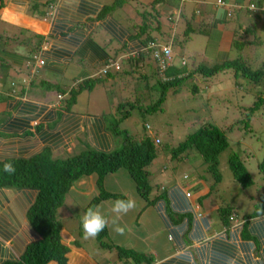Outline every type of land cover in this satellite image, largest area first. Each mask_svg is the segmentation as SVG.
<instances>
[{
	"label": "trees",
	"instance_id": "1",
	"mask_svg": "<svg viewBox=\"0 0 264 264\" xmlns=\"http://www.w3.org/2000/svg\"><path fill=\"white\" fill-rule=\"evenodd\" d=\"M135 2L137 0H114L109 6L104 5L98 9L94 22L103 20L114 10ZM182 2V0H149L146 10H141L138 16L139 23H132L130 30L128 29L129 33H132L131 38L126 36L129 42H133V40L138 42V46L134 48L138 51L137 57L125 60L121 64L123 66L120 65L119 71L111 68L105 77L97 74L94 79L82 82L76 89H71L69 92L59 91L60 94L66 93L68 96L65 109L69 110L75 105L76 98L80 93L90 92L97 85L103 84V78L111 80L117 78L118 83L129 84L128 79L140 76L139 83L142 81L140 84L143 85L144 82L145 88L142 87L147 90V93L144 95L139 93L138 98L134 101H130V97H123L121 101L124 103L119 105V113L116 119L113 118L108 124L110 132L116 136L120 133L118 130L119 122L129 119V110L134 109L133 105L137 103L138 99L142 100L143 103L147 101L144 96L149 94V91L157 92L158 89L160 90V97L156 102L147 106V110L153 113L161 108L170 90L178 89L192 76L201 75L202 78L210 79L226 70H235L236 76L240 75L243 79L251 81V84L258 89L253 106L247 110V121L256 112L260 111L264 106V63H262L261 68L252 71L249 68V62L242 57V47L261 44L259 33L255 34L250 43L243 39L233 41L232 49L234 54H237L235 55L236 59L227 60L211 67L204 66L202 63L190 72L186 70L187 62L177 66L173 65L171 61V64L163 71L158 68L153 58V51L159 49V46L170 47V40L174 36L180 35L183 38V43L179 44L174 41L175 43L172 46L178 49L177 54L179 57H184L183 48L185 43L189 41V37L204 33L201 31L202 29L194 30L189 20L184 24L185 27L181 34L172 35L171 33L162 32L159 34L158 39L159 23L161 24L162 20L156 9L165 5L179 10L180 6H183ZM249 3L254 5L258 11L252 13L247 7L242 11L245 15L244 21H246L247 27L242 33L245 36L250 29L254 30L257 25L264 26V0H249ZM263 30L264 27L259 28L258 31L263 33ZM35 38L36 42L31 47L33 48L32 52L29 53L31 60L28 59L29 62L26 63H30L28 67L31 65L33 69L37 67V60H42L37 53L44 41L41 37ZM150 43L157 44L156 48L146 49ZM124 44L125 46L120 48V51H116L117 54L113 58H109V61H117L118 58L116 57L124 49H127V43ZM54 46L58 52L73 53L71 46L60 42H56ZM103 50L105 49L103 48ZM126 52V54L129 53V51ZM146 61H150L152 65L148 64L151 67L150 73L144 74L142 69L145 68ZM104 67H107V61L101 63L98 69ZM149 79L154 80L151 83L152 85H149ZM11 86H14V84H11ZM196 90V86H193L192 92L195 93ZM17 124L21 127L25 125L24 122ZM10 127L7 126V128ZM13 128L17 129L18 127L14 125ZM159 144L160 140L153 139L147 134H144L142 138L133 139L125 133L121 147L111 152H99L87 148L86 151H82L80 154L64 155L68 157L53 159L50 151L46 149L40 154L27 159H6L2 161L0 163V209H6L7 219L13 225L14 234L17 233V229L20 228L22 222L25 221L29 237H33V240L28 243L22 236H18V258L1 264H68L69 259L66 256L70 250L69 246L63 241H67L64 236L68 235L69 238V234L56 218L58 216L57 211L64 207L72 185L80 179L92 175L97 176L98 195L83 209L85 213L90 208L95 210L104 201L127 200L123 195L105 191L103 187L105 178L120 169H124L134 182L137 195L166 222L165 224L162 223L165 230L170 234L168 241L171 242V245L183 248L192 245L196 240L204 247L201 258H206V262L200 261V258L188 262V258L180 255L178 258L176 256L172 263L162 264H264V235L252 237L257 231L264 233V203L259 204V206L255 204L253 213L243 216L237 223L236 216L233 217L232 214L234 213L232 206L221 207V205L218 206V203L209 200L212 198L214 185L208 189L204 196H197L192 199V196H194L193 191H191L192 183L197 181L199 186L202 183L205 184L204 177L198 176L195 171L192 173L191 170V173L188 176L186 175L187 177L184 176V181L180 183L174 174L176 170H173V174L168 173L170 166L168 164L165 183L153 184L149 180V167L159 156V153H164L165 160L168 159L169 162L177 161L175 163L177 165L183 162H191L197 165L200 162L205 166V173L211 175L214 179V184L221 183L222 177L218 170L219 156L229 146L224 132L214 125L205 124L187 135L184 141L169 151L157 150L156 146ZM6 163H11L15 167L14 173L4 171ZM184 165L186 164L184 163ZM228 166L240 188L246 189L253 185L251 176L237 155L234 154L228 158ZM189 168L191 169V165H186V169L189 170ZM257 168L258 172L264 177V158L258 163ZM205 200L208 201L209 206L204 208L203 202ZM209 209L214 211L216 226L220 228L217 230L218 232H211L209 229L214 226V221L206 219L205 212ZM169 226L170 229H168ZM206 230L212 236H206L204 234ZM253 232H255L253 235L249 234ZM236 235L240 236L241 239H238ZM80 240L81 238L77 234L69 244L76 249L85 251L81 247ZM95 240L99 249L115 255L114 264H152L154 262L152 257H146L144 254L113 245L107 227ZM256 257H258V260H254Z\"/></svg>",
	"mask_w": 264,
	"mask_h": 264
},
{
	"label": "crops",
	"instance_id": "2",
	"mask_svg": "<svg viewBox=\"0 0 264 264\" xmlns=\"http://www.w3.org/2000/svg\"><path fill=\"white\" fill-rule=\"evenodd\" d=\"M110 1L0 0V163L6 159H27L46 149L50 151L53 159L60 157L61 154L63 156L80 154L81 150L85 151L82 145L85 140L88 142L86 147L92 150L99 152L114 150L115 136L110 132L108 128L110 122L106 119L109 114L107 112L91 114L87 108L89 105L96 106L97 102L94 98L100 85L90 92L80 93L75 105L69 110L65 109L67 94L59 92H69L74 84L77 87L86 80L94 79L99 71V65L113 58L117 54L116 51H120V48L125 46L124 43H127V49L116 57L118 59L125 58L126 51H131L138 46L136 40L133 42L127 40V37L131 38L132 35L128 29L130 30L132 23H139L138 16L141 10H146L149 0H142L143 3L137 0L135 3L139 2L138 4H126L114 10L103 20L94 22L98 9L104 5L109 6ZM217 1L184 0L179 10L170 6H159L156 10L163 25L162 22L159 23L158 39L162 32L172 35H179L183 32L185 25L181 32H176L177 25L170 23L168 18H180L185 20L184 24L190 20L194 30L202 29L201 31L204 32L194 36L206 38L204 50L199 53L201 63L211 67L231 60L233 41L241 40L243 30L247 29L246 21H244L245 15L242 11L250 3L249 0H221L224 4L221 6L217 5ZM35 37H41L44 40L37 53L44 61V66L33 69L31 65L28 67L30 63H26L31 60L29 53L32 52L31 47L36 42ZM189 38L187 43L184 42L183 55L192 37ZM248 39L251 41L252 37ZM174 41L181 44L183 38L179 35L170 40L171 46L168 47L172 51V61L174 54L178 51L172 46ZM56 42L71 46L73 53L58 52L54 46ZM244 48L242 47V50L246 53L248 48L254 49L256 45H247ZM180 59L182 64L186 62L184 57ZM148 62L152 65L150 61ZM172 64L176 65L175 62ZM150 71L151 67L148 64L142 69L144 74ZM103 81L102 83L110 82L113 86L118 84L117 78L113 80L103 78ZM120 87L129 92L127 83H119L118 88ZM121 100H123V95ZM81 102L86 108L77 111V108L82 107ZM21 122L25 123L24 127L17 124ZM8 125L11 127L7 128ZM14 125L18 128L14 129ZM80 136L84 138V141L80 139ZM152 138L159 140L158 137ZM74 147H77L78 152H75ZM168 164L162 166L152 164L149 167V169L152 167L151 170L148 169L151 183H165ZM116 173L105 178L104 189L106 180ZM96 180L97 176L92 175L75 182L69 191V196H71L69 202L72 203L74 199L75 203L77 200L82 209H85L89 202L98 195ZM73 187H77L78 190L72 193ZM191 189L194 193L192 199L204 196L208 192V187L204 183L199 186L197 181L192 183ZM135 194L133 198H129L127 194L126 197L124 196L127 200H134L137 205L127 214L113 212L115 202L112 200L104 201L99 205V211L108 219L107 229L113 245L152 257L154 259L152 264L172 263L173 259L180 255L188 258V262H193L198 258L206 262V258H201L204 247L196 240L192 245L183 248L173 244L168 245L170 234L163 225L166 222L146 202L142 203L137 199L139 196L136 191ZM80 199L83 200L82 204ZM204 202L203 207L205 208ZM65 204L66 200L64 206ZM205 214L207 220L214 221V226L209 228L210 231L218 232L220 228L216 226L213 209L207 210ZM7 215L5 208L0 209V264L18 258V236H22L28 243L33 240V237H29L25 221L14 234L13 225L7 219ZM129 215L133 217L135 224L133 226L126 223ZM117 228H123V234L116 231ZM64 229L69 234V238L66 235L67 241H63L70 250L66 256L69 259L68 264H99L85 249L83 251L70 245L69 242L74 240V235L68 232L66 227ZM255 232L249 234L253 235ZM204 234L212 236L209 235L208 230ZM262 235H264L263 232L257 231L252 237ZM236 236L241 239L240 236ZM66 237L64 236V239ZM115 258L112 254L110 259L112 263ZM254 260H258V257Z\"/></svg>",
	"mask_w": 264,
	"mask_h": 264
},
{
	"label": "rangeland",
	"instance_id": "3",
	"mask_svg": "<svg viewBox=\"0 0 264 264\" xmlns=\"http://www.w3.org/2000/svg\"><path fill=\"white\" fill-rule=\"evenodd\" d=\"M112 1L108 4H111ZM141 2L143 3L142 0ZM186 6L188 7L189 5ZM168 20L170 23H177L175 30L176 32H181L184 25L182 19H171L170 17ZM262 27L264 26L257 25L254 28L255 31L250 29L246 36L242 35V39L250 43L251 41L248 38H254L255 32L257 33L258 29ZM259 34H261V39L264 40V30L263 33ZM205 43V37L192 36L191 41L185 47L184 58L187 62L186 70L188 72L193 71L196 66L202 64L199 53L204 50ZM251 50L248 48L246 53L243 50L242 57L249 62V68L252 71H256L264 63V47L261 44H257L256 48ZM235 55L237 54H234V51H232L231 59H236ZM173 58L172 63L175 62L177 66L181 64V59L177 53L174 54ZM146 64L150 63L146 61ZM234 72L235 70H226L223 73H218L211 79L202 78L201 75L192 76L178 89L170 90L161 108L153 113L147 110V106L156 102L160 97V90L158 89L157 92L149 91V94L144 96V99H147V101L143 103L142 100L138 99L137 103L133 105L134 109L129 110V119L119 122L118 130L120 133L115 136L114 144L116 147L114 150H118L121 147V142L125 133H127L133 139L142 138L144 134L150 137H158L160 144L156 148L165 152L176 147L184 141L187 135L193 133L202 125H214L224 132L229 145L219 156L218 170L222 177L221 183L214 184V179L211 175L205 173V166L200 162L197 165L191 162H183L177 165L175 164L177 161L169 162L167 159L166 162L165 154L159 153L160 158H157L153 164L155 166H162L169 163L168 173L173 174V170H176L174 174L180 183L184 181V176H188L191 173V170L192 173L195 171L198 176L204 177V182L208 189L212 185L215 186L212 198L209 200L218 203V206L221 205V207L232 206L234 211L232 213L233 217L236 216V220L239 221L243 216L253 213L255 204L259 206V204L264 203V177L258 172L257 168L258 163L264 158V106L247 121V110L253 106L258 89L251 84V81L243 79L240 75L236 76ZM139 79L140 76L128 79L129 84H127V88L129 92L123 90L122 87L118 88L119 83H116L114 86L110 82L100 84L94 98L97 104L95 107L93 105L87 107L89 113L97 114L98 112H102L105 114L107 112L109 114L108 117L106 116L107 122L112 121L110 120L111 117L116 119L119 113L118 107L124 103L121 101L122 95L125 98L130 97V101H134L138 98L139 93L142 95L147 93V90L143 89V87L145 88L144 82L143 85L140 84L142 81L139 83ZM152 82L154 80L149 79V85H152ZM193 86L197 88L195 93L192 92ZM81 105L82 107L77 108V111L86 108L83 102H81ZM80 139L84 141L82 136H80ZM87 143V140H85V143L83 142L82 144L85 151L87 150ZM73 149H75V152H78L77 147ZM234 154L238 156L251 176L253 185L249 188H240L229 169L228 158ZM59 156L56 159L68 157L63 156V154ZM184 163L191 165V169H186ZM196 168L197 170H195ZM151 169L152 167L149 170ZM77 190V187H73L71 192L73 193ZM104 190L123 196L127 194L129 198H133L136 195L134 182L124 169H120L116 175L109 176ZM70 197L67 196L65 206L57 211L58 216L56 218L74 237L78 234V237L81 238L79 241L81 247L89 252L92 259L96 260L99 264H109L112 261L110 260L112 254L99 249L95 238H83L82 221L85 212L77 200L75 203L74 199L72 200L74 204L69 202ZM137 199L144 203L139 197ZM82 202L83 200L80 199L81 204ZM208 206L209 203L207 201L205 207ZM131 215H129L126 223L133 226L135 224ZM167 244L171 245V242H167Z\"/></svg>",
	"mask_w": 264,
	"mask_h": 264
},
{
	"label": "clouds",
	"instance_id": "4",
	"mask_svg": "<svg viewBox=\"0 0 264 264\" xmlns=\"http://www.w3.org/2000/svg\"><path fill=\"white\" fill-rule=\"evenodd\" d=\"M250 5H252V4H248L246 7L249 9ZM249 11H251L252 13L253 12L255 13L258 10L256 9V7H254L253 10H249ZM257 33H260V32L257 31ZM257 33L255 32V34H257ZM260 36H261V34H259V37ZM260 40H261V45H263V47H264V40H262L261 37H260ZM137 54H138V51L133 49V50L129 51L128 54H126L125 58L117 59V62L120 61V63L122 64L123 61H125L127 59H135L137 57ZM132 55H134V56H132ZM131 56L134 58H132ZM106 61H107V66H109L110 63L116 62V61H109V59H107ZM183 64H185V63H183ZM102 69L103 68H101L97 74L101 77H105L104 75L100 74V71ZM75 87L76 86L73 85L72 89H74ZM4 171L6 173H14L15 167L11 163H6L4 165ZM135 206H136L135 201L131 200V199H129V200H116L115 204L112 208V211L117 213V214H127L129 211L133 210L135 208ZM107 225H108V219L104 215H102V213L99 211V206H97V208L95 210L92 208L88 209V211L83 215V221H82L83 238L84 239L96 238L107 227ZM116 231H118L120 234H123L124 229L123 228H117ZM110 264H114V262L113 263L111 262Z\"/></svg>",
	"mask_w": 264,
	"mask_h": 264
},
{
	"label": "built area",
	"instance_id": "5",
	"mask_svg": "<svg viewBox=\"0 0 264 264\" xmlns=\"http://www.w3.org/2000/svg\"><path fill=\"white\" fill-rule=\"evenodd\" d=\"M182 1H184V0H182ZM217 3H218L217 5H221V6L224 5L221 0H218ZM253 9H254V6L250 5L249 10H253ZM156 46H157L156 44L150 43L148 45V49L149 50L155 49ZM158 48L159 49L153 51V58L156 61L158 68L161 71H163L167 66H169L171 64L172 52L168 46H159ZM132 56H134V55H132ZM132 58H134V57H132ZM36 64H37L36 68H41V67H43L44 62L42 60H37ZM111 68H114L115 71H119L120 70L119 62L116 61V62L110 63L109 66L104 67L100 71V74L105 76L108 73V71H110Z\"/></svg>",
	"mask_w": 264,
	"mask_h": 264
}]
</instances>
